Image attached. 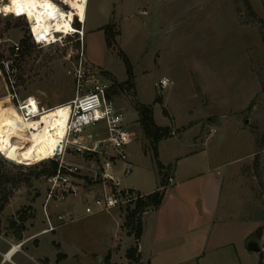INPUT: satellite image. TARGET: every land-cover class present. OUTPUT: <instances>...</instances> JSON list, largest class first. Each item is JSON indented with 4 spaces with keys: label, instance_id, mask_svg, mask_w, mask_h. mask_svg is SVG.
Masks as SVG:
<instances>
[{
    "label": "rangeland",
    "instance_id": "rangeland-1",
    "mask_svg": "<svg viewBox=\"0 0 264 264\" xmlns=\"http://www.w3.org/2000/svg\"><path fill=\"white\" fill-rule=\"evenodd\" d=\"M8 1L0 0L1 7ZM52 1L70 9L64 0ZM88 2L86 36L76 17L73 25L82 34L59 33L49 41L35 39L25 17L4 16L3 9L0 11V68L5 67L2 62L13 67L11 74L0 72V131L13 135V118L24 129L15 116L19 102L10 100L8 88L20 100L31 98L26 102L33 106L30 111L38 107L36 98L49 111L71 106L78 89L82 87L81 94H85L96 81L110 86L108 99L124 115L128 102L138 112L143 105L155 104L156 124L180 134L164 143V154L172 147L181 154L187 149L195 151L199 148L184 145L197 141V134H210L217 128L207 149L227 174L225 208L256 209L261 221L257 241L264 264V0H158V5L148 0ZM124 56L132 65V79ZM81 73L85 76L80 79ZM162 80L169 81L166 89L161 87ZM40 117L32 120L37 122ZM126 124L149 140V161L157 165L153 144L140 121L137 125L127 118ZM107 134L103 123L87 127L84 133L94 139ZM65 159L87 167L92 158L67 152ZM97 159V177L86 169L76 175L78 197L49 201L46 210L53 216L81 206L71 211L73 221L46 235L41 231L47 226V176L52 173V162L59 159L25 165L0 154V246H4L3 240L25 242L22 251L27 255L15 258L19 264H25L21 258L31 261L28 246L44 249L43 264L56 257L60 261L59 238L73 254L65 264H74V260L94 264V255L114 242L116 224L130 234L129 205L110 213H86V207L101 197L104 185L119 191L103 179V164ZM239 173L242 179L236 177ZM146 177L134 167L124 176L122 187H137L138 180ZM248 214L249 210L232 219Z\"/></svg>",
    "mask_w": 264,
    "mask_h": 264
},
{
    "label": "crops",
    "instance_id": "crops-1",
    "mask_svg": "<svg viewBox=\"0 0 264 264\" xmlns=\"http://www.w3.org/2000/svg\"><path fill=\"white\" fill-rule=\"evenodd\" d=\"M148 2L151 5L159 4L158 0ZM87 23L88 17L82 25L84 36ZM128 103L125 119L132 118L138 125L139 112L132 110L131 102ZM127 127L130 130L128 124ZM217 132V128L213 127L209 131L210 134H197V141L184 145L186 148H199L195 151L187 149L181 154L177 148L172 147L169 153L164 154L162 152L164 143L180 135L170 134L158 145L155 165L149 161L147 149L150 145L149 140L144 138L142 133L137 134L134 131V142L128 148L130 162L133 169L136 167L138 173H145L147 177L145 180H138L135 185L137 187H122L123 178L128 175L125 173L127 165L118 162L113 170L109 171L115 178V182L110 184L115 185L118 182L119 185L116 187L119 191L129 190L144 197L159 191L164 193V197L158 208L150 209L143 214V233L139 240L134 234L123 232L120 223L116 224L114 242L106 251L94 255V264H130L127 252L137 245L140 264H262V251L254 252L248 248L251 240H259L261 221L255 214L256 209L252 210L246 206L225 208L224 190L227 174L224 165L213 162L211 152L207 149ZM236 177L242 179V174L239 173ZM170 179L172 183L169 182ZM109 188L104 185L99 191L100 195L112 192ZM80 206L81 204H78V207L71 211H78ZM247 210L248 215L239 216L237 220L232 219L234 215ZM115 218L117 220L116 216ZM47 228L48 225L41 233L49 234L46 232ZM3 241L4 246H0L1 253L8 252L12 244H17L12 240ZM44 241L46 240H43L41 245ZM56 241L62 248L63 257L60 256V261L56 257L48 264L70 262L73 254L67 251L63 240L59 238ZM28 249L33 253L29 257L31 261L21 258L23 263L43 264L44 249L42 247L34 249L30 246ZM21 253L27 255L25 251L14 253L13 263L6 264H19L15 258ZM74 261V264L79 263L77 260Z\"/></svg>",
    "mask_w": 264,
    "mask_h": 264
},
{
    "label": "built area",
    "instance_id": "built-area-1",
    "mask_svg": "<svg viewBox=\"0 0 264 264\" xmlns=\"http://www.w3.org/2000/svg\"><path fill=\"white\" fill-rule=\"evenodd\" d=\"M15 51L16 55H19L20 46L16 45ZM2 64L5 65V67L0 68V72L2 70L7 74L13 72V67L10 62H2ZM84 76L85 73H81L79 77L81 79ZM165 81H167V83H165ZM168 86V80L161 81V87L163 89H166ZM109 89L110 86L107 84L96 81L93 89L87 91L85 94H81L83 88L80 87L76 98L70 102L72 110L68 123L66 142L57 154L50 158H58L59 164L56 172L47 176L48 194L44 207L48 225L46 232H54L59 227L74 220L73 215L69 213H61L54 216L50 215L46 210L47 204L53 199L63 201L67 199L68 196L78 197L80 192L75 177L81 174L83 169H86L88 173H95V177H97L99 163L95 161L96 158L101 160L103 164L102 176L107 182H115L114 176L109 171L113 170L118 162L126 163V174H130L133 170L128 148L134 142L135 133L128 129L125 115L108 99ZM8 91L10 100L12 102H19L18 108H20V111L25 115L26 119L38 118L48 110L42 106L36 98L38 105L37 112L30 113V107L33 106L31 103L26 102L31 98L26 97L20 100L16 93H11L9 88ZM99 123L105 124L108 133L105 138L94 139L91 135L88 137L84 135L87 127L96 126ZM67 152H73L81 156H91L92 159L89 160L87 167H82L81 165L69 163L65 159ZM169 182L172 183V179H170ZM115 185L118 186L119 183L117 182ZM139 198H144V196L129 190L112 191L96 198L93 203L86 207V213L88 215L103 212L110 213L115 208L122 206L128 207V205L133 204ZM23 245V242L16 245L12 244L8 252H0V264L13 263L12 258L8 256L9 252L15 250L16 254L22 251Z\"/></svg>",
    "mask_w": 264,
    "mask_h": 264
},
{
    "label": "bare ground",
    "instance_id": "bare-ground-1",
    "mask_svg": "<svg viewBox=\"0 0 264 264\" xmlns=\"http://www.w3.org/2000/svg\"><path fill=\"white\" fill-rule=\"evenodd\" d=\"M64 2L69 5V10L63 9L52 0H16V2L9 0L3 7L0 5V11L9 9L7 12L4 11V16L25 17L30 23L35 39L49 41L56 38L59 33L82 34V31H77L73 22L76 17L81 23L86 22L88 0H64ZM17 11H20L19 15ZM71 110L72 106L54 108L46 111L35 122L32 119H23V114L18 109L15 116L24 125V129L13 135H6L0 131V154L10 161L25 165H33L52 158L66 142ZM36 112L37 109L30 111V113ZM32 126L38 128L33 130ZM14 253L15 250L9 252L8 256L13 258Z\"/></svg>",
    "mask_w": 264,
    "mask_h": 264
},
{
    "label": "trees",
    "instance_id": "trees-1",
    "mask_svg": "<svg viewBox=\"0 0 264 264\" xmlns=\"http://www.w3.org/2000/svg\"><path fill=\"white\" fill-rule=\"evenodd\" d=\"M108 32L109 31H106L107 38L109 37L107 34ZM124 58L128 65L129 74L132 79L133 77L132 65L130 64L126 56H124ZM139 116H140L139 121L141 123V126L143 130L145 131L147 137L151 140L155 154L157 156L158 145L163 139L170 136L171 134L170 129L161 128L160 126L156 124L155 119H154V108L151 105L141 106L139 109ZM12 121L14 122L13 124L16 125V128H14L11 131V134H16V133L21 132L22 131L21 126L17 124L15 118H13ZM58 164H59L58 162H54V161L52 162L53 170H52V173H50L49 175L56 172L58 168ZM163 197H164V193L158 191L144 198H139L136 202L129 205L128 214L126 218L127 223H128L127 225L131 229L130 234L133 233L137 240L141 238L142 233H143V222H142L143 214L149 211L150 209L158 208L162 203ZM127 258L129 259L130 264H140V255H139L138 245L128 250Z\"/></svg>",
    "mask_w": 264,
    "mask_h": 264
},
{
    "label": "water",
    "instance_id": "water-1",
    "mask_svg": "<svg viewBox=\"0 0 264 264\" xmlns=\"http://www.w3.org/2000/svg\"><path fill=\"white\" fill-rule=\"evenodd\" d=\"M248 248L254 252L262 251V248L257 240H251L248 244Z\"/></svg>",
    "mask_w": 264,
    "mask_h": 264
},
{
    "label": "clouds",
    "instance_id": "clouds-1",
    "mask_svg": "<svg viewBox=\"0 0 264 264\" xmlns=\"http://www.w3.org/2000/svg\"><path fill=\"white\" fill-rule=\"evenodd\" d=\"M3 11L7 12V11H9V9H4ZM165 83H167V81H165Z\"/></svg>",
    "mask_w": 264,
    "mask_h": 264
},
{
    "label": "snow or ice",
    "instance_id": "snow-or-ice-1",
    "mask_svg": "<svg viewBox=\"0 0 264 264\" xmlns=\"http://www.w3.org/2000/svg\"><path fill=\"white\" fill-rule=\"evenodd\" d=\"M14 2H16V0H14ZM22 11V10H21ZM17 14L19 15L20 14V11H17Z\"/></svg>",
    "mask_w": 264,
    "mask_h": 264
}]
</instances>
